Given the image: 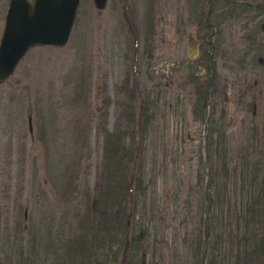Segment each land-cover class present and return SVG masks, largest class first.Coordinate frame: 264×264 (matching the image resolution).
<instances>
[{"label": "rangeland", "instance_id": "obj_1", "mask_svg": "<svg viewBox=\"0 0 264 264\" xmlns=\"http://www.w3.org/2000/svg\"><path fill=\"white\" fill-rule=\"evenodd\" d=\"M231 1L250 5L228 11L230 0H212L213 40L221 39L211 86L206 62L189 58L191 38L209 30L207 0H106L102 8L78 0L64 45L23 54L0 82V264H77L78 255L82 264H200L203 227L204 264H227L235 252L242 264H264V252L248 260L264 216L236 220L220 193L233 185L246 197L264 192V0ZM131 113L139 173L130 221L139 236L99 245L88 232L79 254L77 222L103 182V131L127 127Z\"/></svg>", "mask_w": 264, "mask_h": 264}, {"label": "trees", "instance_id": "obj_2", "mask_svg": "<svg viewBox=\"0 0 264 264\" xmlns=\"http://www.w3.org/2000/svg\"><path fill=\"white\" fill-rule=\"evenodd\" d=\"M236 5L240 6L242 4L229 2L227 4L228 11L229 7L234 8ZM127 28L132 34V49L135 48L134 51H136L139 43L136 30L132 27L129 21ZM134 58L135 56L133 55L132 60ZM132 83H135V81ZM207 83L209 84V82ZM195 90L199 95H202L203 97L205 96L204 88L195 85ZM197 103L198 109L199 106H203L205 104L204 99L200 100L199 97L197 99ZM139 113L140 116L143 114L144 117V122L139 125L140 130H143L146 125V114L148 113V109L146 111L144 106L142 107V112ZM130 115L132 123L127 125V127L122 130L104 129L103 131V182L97 191L96 198H94L91 203H87L86 214L78 219L77 223L78 225L81 224V231L73 235V244L75 251H78L79 254L82 252L86 254L88 251V246L87 243L85 244L84 238L88 232L92 242L96 243L97 241V244L99 245L105 241L107 242V245H110L113 241H116V243L123 241L124 244H135V241H137V237L139 236L138 232L135 233L132 220L130 221V218L133 217V209L135 207L132 182L139 173L137 167L133 165L135 160L138 158V149L136 151L137 146L133 138V126H135L133 124L134 114L131 113ZM227 179H229L228 173ZM226 185L227 183L225 186ZM222 190L223 191L220 192L221 196H224L225 194L227 195L226 205L229 216L238 220L246 214L248 218H250L247 223H249V221L253 222V219L254 222L261 221L260 218L264 216V203H259L258 201L264 195L263 190H260V188H257L253 192H248V190H246L245 193H247V197L246 194H243L244 192L242 193V190L237 193L234 189V185L230 189L226 186ZM242 196L245 197V199L242 200ZM205 203L206 210L208 208L209 201ZM83 227H85L84 230ZM253 237L256 236L253 235ZM252 240L249 241L251 245L248 246V260H252L254 257L264 252V235H262V237L259 236L256 240ZM93 246L94 245L91 247ZM78 257L81 259L79 260V263L77 262V264H82L84 261V259H82L83 256L78 255ZM246 263H248V261H246ZM133 264H136V262ZM205 264H212L211 259H208ZM227 264H242V260L239 258L237 252L228 258Z\"/></svg>", "mask_w": 264, "mask_h": 264}, {"label": "water", "instance_id": "obj_3", "mask_svg": "<svg viewBox=\"0 0 264 264\" xmlns=\"http://www.w3.org/2000/svg\"><path fill=\"white\" fill-rule=\"evenodd\" d=\"M106 0H91L93 6L102 8ZM78 0H7L0 29V82L12 72L17 61L32 46L66 43L74 20ZM192 44V43H191ZM28 130L31 129L27 114ZM204 181L203 196L206 197ZM208 213V208L205 214ZM26 212L23 211L25 218ZM204 250L200 264H204L206 235L202 229Z\"/></svg>", "mask_w": 264, "mask_h": 264}, {"label": "flooded vegetation", "instance_id": "obj_4", "mask_svg": "<svg viewBox=\"0 0 264 264\" xmlns=\"http://www.w3.org/2000/svg\"><path fill=\"white\" fill-rule=\"evenodd\" d=\"M230 2L235 4L250 5L249 3L243 1H238L239 3H236L235 1L230 0ZM255 5H256V9L258 10L263 9V5L261 3H257ZM211 13H212V0H207V8L204 15L203 25L209 30H206L202 36L198 35L197 38H193V37L191 38L192 41L191 43L193 45V47L191 48L194 51V54H192L189 57L194 60L197 59V61H195L197 64H202L203 62H206L207 66H209L211 71L209 76L210 86L213 84L212 70H211L213 63V55L215 53L214 51H216V48L219 47V40L221 39V37L218 36L216 37V40H213L214 37L217 36L219 33L217 31V27L214 25V24H218V22L214 21V23H212V21H210L209 19ZM262 27L264 28V23ZM199 37L201 38V40Z\"/></svg>", "mask_w": 264, "mask_h": 264}]
</instances>
